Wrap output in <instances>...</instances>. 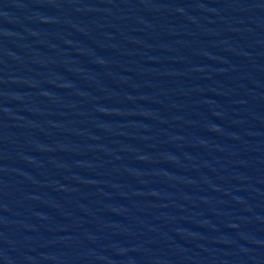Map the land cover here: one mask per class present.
I'll list each match as a JSON object with an SVG mask.
<instances>
[{
    "label": "water",
    "instance_id": "water-1",
    "mask_svg": "<svg viewBox=\"0 0 264 264\" xmlns=\"http://www.w3.org/2000/svg\"><path fill=\"white\" fill-rule=\"evenodd\" d=\"M0 264H264V0H0Z\"/></svg>",
    "mask_w": 264,
    "mask_h": 264
}]
</instances>
